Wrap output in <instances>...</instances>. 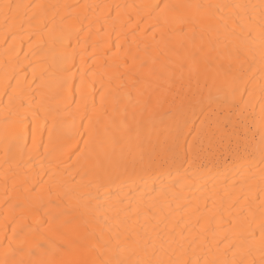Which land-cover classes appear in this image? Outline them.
Instances as JSON below:
<instances>
[{"label":"bare ground","instance_id":"bare-ground-1","mask_svg":"<svg viewBox=\"0 0 264 264\" xmlns=\"http://www.w3.org/2000/svg\"><path fill=\"white\" fill-rule=\"evenodd\" d=\"M30 1L0 0V264H264V0Z\"/></svg>","mask_w":264,"mask_h":264},{"label":"snow or ice","instance_id":"snow-or-ice-1","mask_svg":"<svg viewBox=\"0 0 264 264\" xmlns=\"http://www.w3.org/2000/svg\"><path fill=\"white\" fill-rule=\"evenodd\" d=\"M3 8L5 9V16H7L11 10L12 6L9 4L3 5ZM261 229V235L264 237V221L260 224ZM172 243H176L178 245V242L173 241ZM172 243L168 244V248H165V242H161L159 249L155 247V245H152L151 252H149V245L151 244L150 239H145L142 242V245L140 246L141 251L144 252L145 257L143 259H115L113 261H102L100 264H200L199 260H188V259H180V258H173L175 254V249L172 248ZM169 248H172V254L169 253ZM92 264H96L95 261L92 262ZM203 264H215V262L205 260Z\"/></svg>","mask_w":264,"mask_h":264},{"label":"rangeland","instance_id":"rangeland-1","mask_svg":"<svg viewBox=\"0 0 264 264\" xmlns=\"http://www.w3.org/2000/svg\"><path fill=\"white\" fill-rule=\"evenodd\" d=\"M38 0H32V1H30L31 2V5L32 4H34L35 2H37ZM33 20H35V19H33ZM33 20H32V22H33ZM1 31H4V34H5V32L7 31V29L6 28H3L2 30H0V32Z\"/></svg>","mask_w":264,"mask_h":264}]
</instances>
